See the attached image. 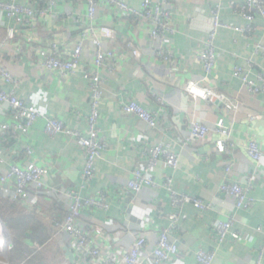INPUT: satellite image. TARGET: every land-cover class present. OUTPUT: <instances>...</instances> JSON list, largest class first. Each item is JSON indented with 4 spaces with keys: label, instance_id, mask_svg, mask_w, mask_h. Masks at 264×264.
<instances>
[{
    "label": "crops",
    "instance_id": "obj_1",
    "mask_svg": "<svg viewBox=\"0 0 264 264\" xmlns=\"http://www.w3.org/2000/svg\"><path fill=\"white\" fill-rule=\"evenodd\" d=\"M15 1L36 10L46 5V0ZM124 1L138 8L143 0ZM150 1L152 5L161 4L171 13L175 33L169 37V46L163 49L164 53H171L168 62L148 51V36L140 22L109 7L100 9L97 17V28L115 32V39L106 41L114 50L115 58L111 73L102 75L105 95L99 108L98 128L106 149L96 161L95 177L83 195L104 193L109 209H84L81 221L90 230H102V235L96 238L98 244L127 248L137 234L158 233L170 224L166 217L175 215L178 221L171 237L179 252L167 264H197L195 255L199 249L217 252L213 264H256L260 248H264V236L255 230L258 227L264 230V93L248 95L241 81L232 74L235 66L250 74L264 69V55L255 53L257 43L264 45L261 20L255 16V32L250 39L231 29L218 32L217 64L207 81H201L203 71L195 55L201 50L208 31L206 21L210 10L217 5L222 22L245 27L246 21L236 13L244 0ZM85 9L79 0H58L54 13L41 18L30 30L17 27L0 12V67L14 82L7 83L0 75V91L12 93L44 117L25 135L0 134L3 160L0 175L11 164L24 168L34 163L48 169L44 191L30 189L31 203L10 202L11 181L0 186V201L13 205L18 212L29 211L40 220L45 231L50 232L44 246H53L50 251L59 264L63 262L66 247L54 237L52 224L66 214L67 200L63 193L81 184L84 154L75 138L63 134L48 136L45 119H56L80 135L87 134L90 112L87 76L92 71L93 48L86 40L79 70L71 76H62L41 69L29 44L56 41L65 54L73 41L79 39L82 27L76 21ZM189 19L196 20L189 22ZM9 27L15 28L18 34L10 41L6 32ZM133 48L143 51L141 57L131 55ZM189 80L200 81L204 87L224 95L238 110L223 113L222 104L214 100L193 99L184 91ZM130 100L155 117L154 128L134 115L123 113V103ZM221 115L230 129L231 152H216L215 135L205 141L187 139L192 121L212 128ZM10 120L11 109L0 104V126ZM249 142H256L262 151L257 168L246 155ZM158 144L178 155V165L172 169L160 163L150 175L154 185L145 187L133 198L126 183L135 169L145 166L144 149ZM227 165H231L229 175L225 174ZM251 176L253 180L248 181ZM166 178L172 180L174 191L201 200L209 209L200 212L190 205L173 208L169 193L162 187ZM226 180L250 186L253 202L248 209H235L233 200L220 193L219 187ZM227 218L235 222L234 230L240 234V240L217 248L215 225ZM260 264H264V249Z\"/></svg>",
    "mask_w": 264,
    "mask_h": 264
},
{
    "label": "built area",
    "instance_id": "obj_2",
    "mask_svg": "<svg viewBox=\"0 0 264 264\" xmlns=\"http://www.w3.org/2000/svg\"><path fill=\"white\" fill-rule=\"evenodd\" d=\"M85 6V13L78 16L76 24L82 28L79 39L65 54L61 51V45L56 41L48 40L42 45L29 44L30 49L37 57L38 66L50 72H58L62 76H71L79 70V64L85 51L84 42L87 40L93 48L92 71L88 77V95L90 101V112L87 117L88 131L86 135H80L63 125L62 122L50 118L45 119V133L54 137L63 134L76 139L77 144L83 149L84 163L81 171V184L77 189H71L63 193L66 202V214L61 221L54 222L52 228L54 237L65 243L63 262L60 264H167L170 263L179 252L178 246L171 237V233L178 221L175 215H168L170 221L167 227L162 228L158 233L145 232L137 234L129 247L123 248L116 244L100 245L96 238L102 235L100 228L90 230L87 224L81 221L84 209L107 211L109 204L106 195L102 192L96 195H83L89 184L95 177V163L101 157L106 144L101 137L98 128L99 108L105 95L102 75L113 70V59L115 52L106 44L107 39L113 41L115 32L108 28H97V17L100 9L109 7L120 12L123 16L132 18L142 24L147 36L149 50L153 55L161 57L168 62L171 53H164L163 49L169 46L171 37L175 33L171 13L162 7L161 4L152 5L150 0H143L138 8L130 6L124 0H79ZM58 0H46L42 9L19 5L15 0L0 1V12L6 18L12 20L17 27L30 30L34 28L41 18L54 13L57 9ZM236 13L246 21L245 27H235L221 21L219 6L210 10L209 18L206 21L208 31L202 41L201 50L195 55L197 63L200 64L203 77L206 80L212 75L217 64L218 52L215 41L221 29H231L245 34L252 38L255 32V17L258 15L260 23L264 28V0H244L243 5L236 9ZM196 19H189L193 22ZM7 40L14 39L18 34L15 28L7 29ZM255 53L264 55V45L257 43ZM143 51L138 48L131 50L133 57H141ZM251 62L250 60L248 61ZM0 75L7 83H14L12 76L0 67ZM233 77L241 81L244 91L251 96L264 93V69L261 68L255 73H244L239 67H233ZM184 91L193 99L214 100L222 104L223 113L236 111L238 106L229 101L224 95L216 93L211 88L204 87L200 81L189 80L185 83ZM0 104L7 105L11 109V120L0 126V134L9 133L25 135L34 126L38 119L44 118L34 107L26 105L22 100L12 93L0 91ZM123 113L134 115L138 120L144 122L148 127L156 126L155 117L134 101H125L122 105ZM215 135L214 146L216 152L223 154L232 151L229 145L230 129L225 125L224 115L216 119L212 128L207 125L192 121L188 132V140L205 141L209 136ZM145 159V166L135 169L131 178L126 183V188L136 198L142 189L153 186L150 177L155 167L160 163L168 168L175 169L178 165V155L161 144L148 146L142 153ZM246 155L249 161L257 168L262 159V151L256 142H249L246 146ZM3 163L0 157V165ZM231 165L225 167V174L229 175ZM48 175L46 167L29 163L24 168L11 164L8 170L0 175V186H5L11 181L12 188L9 191L11 203H31L32 195L30 189L35 192L44 191V179ZM253 180L251 176L248 181ZM162 187L169 193L171 206L182 208L190 205L193 208L204 212L208 206L201 200L189 195L179 194L173 189L170 178H166ZM220 193L233 200L235 209H248L253 202L250 196V186L243 187L237 181H224L219 187ZM235 222L232 218L219 221L215 225L216 235L214 242L219 248L224 243H237L240 234L234 230ZM264 236V230L260 227L255 229ZM2 234L0 233V238ZM37 246V245H36ZM11 248V247H10ZM3 249V248H2ZM1 249V250H2ZM7 249L9 247L7 246ZM263 247L260 248L256 264H260ZM0 250V251H1ZM216 251H204L199 249L195 259L197 264H213L216 259ZM7 264V263H2Z\"/></svg>",
    "mask_w": 264,
    "mask_h": 264
},
{
    "label": "trees",
    "instance_id": "obj_3",
    "mask_svg": "<svg viewBox=\"0 0 264 264\" xmlns=\"http://www.w3.org/2000/svg\"><path fill=\"white\" fill-rule=\"evenodd\" d=\"M11 208H14L13 205H9ZM18 210V209H17ZM15 218L7 219L4 218L3 221L12 235L13 248L8 253V260L15 261L17 260H26L31 264H44L42 262V255L35 252L32 249V244L37 242L38 246H43L45 241L48 239L49 234L46 233L45 229L35 227L37 222L35 221V215L27 211H19ZM23 215V216H22ZM37 218V217H36ZM37 229V232L35 231ZM35 233L36 236L31 234ZM17 258V260H15Z\"/></svg>",
    "mask_w": 264,
    "mask_h": 264
},
{
    "label": "rangeland",
    "instance_id": "obj_4",
    "mask_svg": "<svg viewBox=\"0 0 264 264\" xmlns=\"http://www.w3.org/2000/svg\"><path fill=\"white\" fill-rule=\"evenodd\" d=\"M17 212H18V210L15 209V208H11L8 203L0 201V219L2 221H3L4 218H7V219H11L12 218L13 219L16 216H20V214H17ZM35 221L38 224L35 227H37V228L40 227L39 229H41V227H43V226H42L40 220L35 217ZM41 230H43V229H41ZM35 231L37 232V229ZM46 233L50 235V232L46 231ZM31 235L32 236H36L35 233H32ZM51 235H52V233H51ZM10 236H12V235L10 234ZM36 243L37 242L33 243L31 247H32L33 250H35L36 253L42 255L41 256L43 258L42 262L44 264H59L57 262V260H55L53 252L50 251L53 248V246H49V245L48 246H44V245L43 246H38ZM11 244H12V246H11V248L7 249V253H9L12 250V248H13L12 237H11ZM15 260H17V258ZM14 262L15 261H11L10 262L8 260V258H7V260H5V259H3V257L0 256V264H2V263H7V264H31V263H28L26 260H17V263H14Z\"/></svg>",
    "mask_w": 264,
    "mask_h": 264
},
{
    "label": "water",
    "instance_id": "obj_5",
    "mask_svg": "<svg viewBox=\"0 0 264 264\" xmlns=\"http://www.w3.org/2000/svg\"><path fill=\"white\" fill-rule=\"evenodd\" d=\"M0 225L2 228V236L4 239L3 249L0 251V256L3 257V259L7 260L8 258L7 246L9 248L12 246L11 236H10L9 230L7 229L5 223L1 219H0Z\"/></svg>",
    "mask_w": 264,
    "mask_h": 264
},
{
    "label": "bare ground",
    "instance_id": "obj_6",
    "mask_svg": "<svg viewBox=\"0 0 264 264\" xmlns=\"http://www.w3.org/2000/svg\"><path fill=\"white\" fill-rule=\"evenodd\" d=\"M0 233L2 234V228H1V225H0ZM0 239H3V236H2ZM3 244H4V239H3V241L1 242V246H3Z\"/></svg>",
    "mask_w": 264,
    "mask_h": 264
}]
</instances>
